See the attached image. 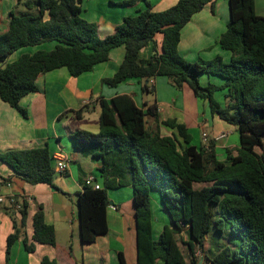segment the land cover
<instances>
[{"label":"trees","instance_id":"1","mask_svg":"<svg viewBox=\"0 0 264 264\" xmlns=\"http://www.w3.org/2000/svg\"><path fill=\"white\" fill-rule=\"evenodd\" d=\"M143 1L146 9L125 17L112 34L101 38L97 24L81 16L83 0H18L25 10L14 9L7 32L0 34V97L26 117L20 101L38 91L40 74L66 68L72 77H78L106 62L120 46L125 48L124 59L115 75L104 80L108 85L139 79L142 90L152 93L149 82L159 76L167 77L179 90L188 85L214 115L237 128L236 152L226 150V158L218 160L215 140L196 147L185 124L176 120L159 123L156 106L138 107L128 95L101 100L99 132L74 135L77 149L96 147L93 155L102 160L101 188L84 184L78 197L81 241L91 244L108 233V191L131 185L138 252L135 264H198V249L211 264H264V16L257 14L255 0H228L230 21L219 44L232 53L231 60L216 57L192 62L179 52L181 31L213 0H177L158 12L152 10L149 0ZM157 35L161 37L160 53L154 45L153 55L141 59L140 51ZM48 43H55L54 48L12 59L21 49ZM202 75L218 76L223 83L203 87ZM217 92L223 93L224 103L215 98ZM150 118L156 121L155 128L148 124ZM159 124L174 133L162 135ZM0 163L32 185H52L58 175L47 147L0 152ZM152 191L159 193L171 221L158 239L152 234ZM22 204L19 222L16 212L7 210L15 229L7 238V261L16 240L26 236L29 202L25 197ZM185 227L190 236L183 243L187 256L179 240ZM33 228L32 242L24 238L27 252H33L36 244H56L55 229L45 222L41 205L33 216ZM212 231L220 236L227 231L233 238L215 250H206ZM118 258L120 264H127L122 253ZM41 264L57 262L44 257Z\"/></svg>","mask_w":264,"mask_h":264},{"label":"crops","instance_id":"2","mask_svg":"<svg viewBox=\"0 0 264 264\" xmlns=\"http://www.w3.org/2000/svg\"><path fill=\"white\" fill-rule=\"evenodd\" d=\"M124 1L128 0H83L81 16L96 23L99 36L105 38L115 31L125 17L134 16L147 7L143 0L132 5H123ZM149 2L152 10L158 12L173 6L177 0ZM20 5L18 0H0V34L7 32L11 12ZM255 9L257 14L264 16V0H255ZM229 21L228 0H213L195 13L182 29L179 52L192 62L216 57L229 62L232 53L222 49L219 44L220 36L226 31ZM154 45L160 53L159 35L140 51V58L148 60L154 53ZM54 46L55 43H48L24 48L17 51L12 59L24 53H34L38 49L51 50ZM124 55V46L115 48L106 62L97 64L91 71L78 77H72L66 68L40 74L36 80L38 91L29 93L20 101L21 108L27 112L26 117L0 97V152L47 147L55 166L59 158L68 164L64 173L55 176L52 185H32L17 176L8 165L0 163V195L14 196L18 200L24 197L30 199L24 229L28 242H32L33 216L38 205L43 208L45 222L54 227L56 234L54 246L36 244L31 253L26 251L25 237L22 235L14 243L7 261V238L15 229L7 211L11 208L0 205V264H41L44 257L55 260L57 264H120L119 253L123 254L127 264L136 263L137 234L134 189L131 185L108 191V233L97 237L91 244L83 243L80 237L78 197L87 177L94 176L96 182L102 185L103 179L99 172L102 160L93 155L96 147L77 149L74 135L77 132H99L101 100L111 101L116 96L128 95L138 107L146 109L145 105L156 106L158 122L176 120L185 124L192 135V144L196 147L206 145L203 133L207 135V143L215 140L214 149L218 160L226 158V150L235 153L239 147L237 128L214 115L208 103L196 97L188 85L179 90L167 77L159 76L149 82L154 89L149 93L142 90L143 82L139 79H129L116 86L105 83V79L115 75ZM200 82L205 87L210 83L220 85L223 79L202 75ZM148 124L153 128L157 125L154 118H150ZM158 126L162 135L171 136L174 133V130L166 126ZM150 198L152 234L154 239H158L164 226L171 222L166 224L167 219L161 209H157V212L153 209L152 199L155 205L163 209L159 193L151 192ZM15 216L19 222L20 213L16 212ZM185 229L188 228L185 227L182 233ZM189 238L188 231L186 241ZM203 263L204 260L199 259L198 264Z\"/></svg>","mask_w":264,"mask_h":264},{"label":"rangeland","instance_id":"3","mask_svg":"<svg viewBox=\"0 0 264 264\" xmlns=\"http://www.w3.org/2000/svg\"><path fill=\"white\" fill-rule=\"evenodd\" d=\"M18 9L19 10H25V8H24V6H22V5H20L19 7H18ZM220 78V77H219ZM200 84H201V82H200ZM202 86V85H201ZM218 93V94H217ZM216 94H215V98L219 101V102H223V100H224V98H223V95H222V92L220 93V92H217ZM149 96V95H148ZM239 135V134H238ZM200 133H199V140H198V142H199V144H200ZM152 192H156V191H152ZM152 205H153V209H154V211L155 212H157V209L158 210H160L161 209V211H162V214L163 215H165V217H166V219H167V223L166 224H170L169 222H171L170 221V218H169V216H168V214L161 208V207H159L158 205H155V203H154V201H153V199H152ZM157 215V214H156ZM156 217H158V216H155V218ZM169 219V220H168ZM156 221V220H155ZM164 225V224H163ZM162 225V226H163ZM186 231L184 232V233H182V234H180L179 235V240H180V246H181V248H182V250H183V252H184V254L187 256V249H186V247H185V245L183 244L184 243V241H186L187 240V238H188V229H185ZM215 236V239L213 240V238H212V236ZM233 238V236H230L229 234H228V232L226 231L225 233H224V235H218L216 232H214V231H212L211 233H210V238H208L207 239V242H206V244H205V249L207 250L209 247L210 248H212V249H216L217 248V246H222L225 242H227V241H230L231 239ZM211 239V240H210ZM233 241H235L236 243H238L239 241H238V239H233ZM203 255H204V252L203 251H201L200 249H198L197 250V253H196V256H197V258L198 259H202L203 260ZM188 260H189V258H188ZM203 264H211L206 258H204V263Z\"/></svg>","mask_w":264,"mask_h":264},{"label":"built area","instance_id":"4","mask_svg":"<svg viewBox=\"0 0 264 264\" xmlns=\"http://www.w3.org/2000/svg\"><path fill=\"white\" fill-rule=\"evenodd\" d=\"M224 136L225 135H222V137H224ZM202 138H203L204 143L207 145L206 133H203ZM67 168H68V164L65 162V160L63 158H59V160H57V163L55 166L56 172L58 174H62L67 170ZM84 184L87 186H93L95 189L101 188V185L96 182L94 176L87 177ZM26 200L28 202L30 201V199H28V198H26ZM0 205L11 208L13 211H15L17 213H20V211L23 209L22 200H18L14 196H8L7 197V196L0 195Z\"/></svg>","mask_w":264,"mask_h":264}]
</instances>
